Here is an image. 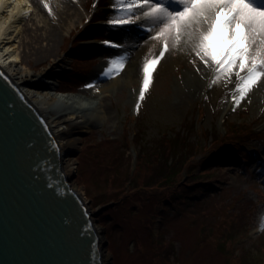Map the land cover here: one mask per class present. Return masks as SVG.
Instances as JSON below:
<instances>
[{
    "label": "rangeland",
    "instance_id": "rangeland-1",
    "mask_svg": "<svg viewBox=\"0 0 264 264\" xmlns=\"http://www.w3.org/2000/svg\"><path fill=\"white\" fill-rule=\"evenodd\" d=\"M178 2L165 5L175 8L171 3ZM128 3L133 8L123 7ZM74 4L77 13L70 27L65 20L58 27L65 37L57 35L53 47L47 41L30 47L27 26L18 65L36 76L64 58L52 77L58 95L79 93L101 105L103 118L86 127L67 122L63 136L75 140L70 151L77 155L66 158L64 167L76 170L70 184L100 228L105 264H264V70L258 69L262 74L226 115L231 94L252 67L250 59L243 69L236 62L221 70L210 56L197 55L193 42L181 44L183 34L161 36L163 17L139 24L147 8L134 0ZM105 17L130 23L96 27ZM94 34L97 38L84 40ZM105 39L113 43L104 45ZM261 47L257 41L249 50L255 55ZM133 50L141 66L129 82L123 61ZM154 58L158 62L140 104L142 64ZM176 133L197 142L188 144V157L172 158L182 145L166 143L157 158L159 139ZM163 167L170 179L156 178Z\"/></svg>",
    "mask_w": 264,
    "mask_h": 264
},
{
    "label": "water",
    "instance_id": "water-1",
    "mask_svg": "<svg viewBox=\"0 0 264 264\" xmlns=\"http://www.w3.org/2000/svg\"><path fill=\"white\" fill-rule=\"evenodd\" d=\"M76 156V151H69ZM58 140L0 69V264H103L93 214Z\"/></svg>",
    "mask_w": 264,
    "mask_h": 264
},
{
    "label": "bare ground",
    "instance_id": "bare-ground-1",
    "mask_svg": "<svg viewBox=\"0 0 264 264\" xmlns=\"http://www.w3.org/2000/svg\"><path fill=\"white\" fill-rule=\"evenodd\" d=\"M168 1L164 0V3ZM48 2L53 3L54 7L57 8V13H52L53 9L48 6ZM253 2L264 6V0H253ZM174 5L177 3H171V6ZM73 6H75L74 0H67V3L64 0H0V69L12 79L55 135L63 158V169L67 175H70L73 167L65 170L66 166L64 167V165L66 162L68 163L66 158L69 157L70 149L75 146V140L74 138L66 139L63 136L69 133L65 123H72L74 128L86 127L93 118H103L104 115L100 116L103 113L101 105L98 101L96 103L94 100H84L82 94L79 93L62 92L58 95L57 86L52 81V77L65 64L64 58L55 61L48 71L38 73L36 76H32L31 72L19 66L18 62L21 58L20 44L25 42V38H21L23 40L20 42V35L28 30L27 26L30 24L32 30V32L30 30V47H35L38 44V48H42L43 45L40 44L43 41H47L46 46L53 47L57 41V35L60 34L65 37V34L58 27H61L60 25L64 20L68 23L77 13L76 10H72ZM38 8L40 13H38ZM51 15L56 17L53 18V22H51ZM29 16L31 17L30 20H28ZM148 17L149 15L144 16L138 23H147ZM54 19L58 20L54 21ZM27 20L28 22L24 26V22ZM32 20L33 22L30 23ZM68 25L70 27V23ZM182 39L181 44L184 46L189 47L192 44L188 35L183 34ZM140 61L134 50L123 61L124 72L127 71L128 73L126 74L128 78L125 81L133 80L140 69ZM144 65L145 62L141 69ZM38 78L39 80L36 81ZM238 86H242V84H238L234 89L228 101L227 109L235 107L236 101L241 96ZM142 87L143 82L139 90ZM105 88L106 86H102L101 89L105 91ZM96 92V98H99L102 92L97 91V89ZM59 104H63V106L58 108L57 105ZM96 229L100 234V228L96 227ZM102 261L105 264L103 257Z\"/></svg>",
    "mask_w": 264,
    "mask_h": 264
},
{
    "label": "snow or ice",
    "instance_id": "snow-or-ice-1",
    "mask_svg": "<svg viewBox=\"0 0 264 264\" xmlns=\"http://www.w3.org/2000/svg\"><path fill=\"white\" fill-rule=\"evenodd\" d=\"M134 4L147 8L145 15L163 17L166 21L159 33L179 38L186 34L197 47V55L202 58L211 57L221 70H227L234 63L245 67L246 60L252 64L242 86H238L241 95L248 89L264 70V47L258 54H253L257 41L264 44V6L253 0H179L175 8L165 5L164 0H134ZM133 3L123 6L133 8ZM130 21L118 19L109 21L110 25L122 26ZM109 39L104 45H111ZM163 55V53H161ZM152 59L143 67V87H148L150 72L157 64ZM260 69V70H258ZM235 99V98H234Z\"/></svg>",
    "mask_w": 264,
    "mask_h": 264
},
{
    "label": "trees",
    "instance_id": "trees-1",
    "mask_svg": "<svg viewBox=\"0 0 264 264\" xmlns=\"http://www.w3.org/2000/svg\"><path fill=\"white\" fill-rule=\"evenodd\" d=\"M105 3V2H104ZM97 27V26H96ZM93 28H94V25H93ZM98 28H100V27H98ZM97 28V29H98ZM91 38L93 37V36H95V34L94 35H89ZM88 39H90V38H85L84 40H88ZM79 45H81V44H79ZM86 46H88V47H94V44H88V45H86ZM159 146H158V149L155 151V155H158V157L157 158H161V157H163V155L165 154L164 153V149H165V145H166V143H170V144H173V146H177L178 144H181L182 145V147L180 148V152L181 153H179V151H177V154H175V153H172V158L173 157H176V158H178V156H180V154H184V153H186V151H187V149L190 147V145H188V144H193V146L195 145V143H197V142H194V141H190V139L188 138V137H185V136H180V135H177V133L174 135V136H165V137H162V138H160L159 139ZM162 148H164V149H162ZM183 149H184V152H183ZM185 158H187L188 156H187V153H186V155H183ZM177 163L179 164V162L177 161ZM191 163V162H190ZM180 165V164H179ZM166 166H168V164L166 165ZM168 173H167V170H166V167L164 168H162V169H160L159 171H157V173H156V178L157 179H161V178H164V177H166V179H170L169 177H168ZM186 185H188V183L186 184ZM190 202V201H189Z\"/></svg>",
    "mask_w": 264,
    "mask_h": 264
}]
</instances>
